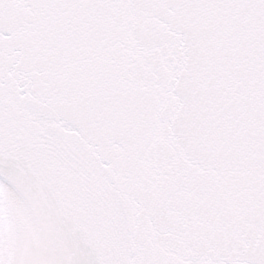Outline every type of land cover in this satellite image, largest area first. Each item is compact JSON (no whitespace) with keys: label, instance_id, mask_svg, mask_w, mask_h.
Listing matches in <instances>:
<instances>
[{"label":"snow or ice","instance_id":"snow-or-ice-1","mask_svg":"<svg viewBox=\"0 0 264 264\" xmlns=\"http://www.w3.org/2000/svg\"><path fill=\"white\" fill-rule=\"evenodd\" d=\"M0 264H264V0H0Z\"/></svg>","mask_w":264,"mask_h":264}]
</instances>
